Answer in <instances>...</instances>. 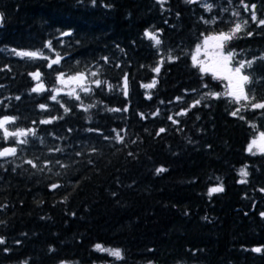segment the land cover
I'll return each instance as SVG.
<instances>
[{
  "label": "trees",
  "instance_id": "trees-1",
  "mask_svg": "<svg viewBox=\"0 0 264 264\" xmlns=\"http://www.w3.org/2000/svg\"><path fill=\"white\" fill-rule=\"evenodd\" d=\"M244 2L264 18V0ZM207 4L0 0V120L28 132L5 138L0 129V150L16 148L0 157V264H264V153L247 151L264 132V109L233 116L240 105L204 95L228 82L191 57L204 36L246 19L224 50L236 64L253 61L246 91L264 101V26L241 0ZM78 74L82 82L68 80ZM153 79L154 88L141 86Z\"/></svg>",
  "mask_w": 264,
  "mask_h": 264
},
{
  "label": "snow or ice",
  "instance_id": "snow-or-ice-1",
  "mask_svg": "<svg viewBox=\"0 0 264 264\" xmlns=\"http://www.w3.org/2000/svg\"><path fill=\"white\" fill-rule=\"evenodd\" d=\"M162 4L164 3V0H159ZM186 3H193L196 2V0H185ZM241 4L243 5L245 11H249L251 15V20L255 23H257L258 26H264V18H259L257 17L255 8V5L249 6L244 2V0H241ZM204 7L206 10H211L212 5L211 4H204ZM234 16H239V12H234ZM0 19H2V14H0ZM207 22V21H206ZM248 21L245 19L242 22H237L234 24V26L230 29L228 32H220L219 34H214V35H209L205 36L203 40L202 45H197L196 52L199 53L201 47L205 48L206 50L211 48L212 51V60L211 63H207L206 61H199L197 58V55L192 56L193 60V66H199V71L201 73H207V72H212L214 78L218 79H223L226 80L228 83L226 85V91L224 93H216V92H207L204 95L210 98H219L220 96H226L229 98L230 103H234L237 105H240V107H237L235 111H233L231 114L233 116H237L244 108L250 107L251 109H264V101L261 102H254L255 101V96H250L248 92L246 91V86L249 85L252 81L250 79V76L244 73V69L251 67L253 61H241L237 62L236 66L230 67V64L232 63V60L234 59V53L232 51H222L226 48V45L229 41H231L233 38L236 37V35L240 32L243 31L244 27L247 25ZM64 35H68L67 33H64ZM248 35H252L251 32L248 33ZM145 36L152 40L156 46H159L161 41L158 38V36L153 33V32H145ZM48 47H51L49 44ZM17 56L21 57H29V58H34L38 55L36 52H25V51H20L16 52L13 50ZM207 55V51L205 53ZM261 59H264V57H260ZM61 57L59 55L56 56L55 59L51 60L50 67L53 64H57L60 62ZM169 60L173 59V57L169 56ZM163 62V58L161 59V63ZM153 71L156 73H159L160 67L157 66L153 68ZM33 78L34 79H39V73H33ZM93 76L96 75V73H92ZM58 81L61 83H66L67 81L64 80L63 75L57 77ZM85 79L83 74H78L77 76L74 77H69L68 80L70 81H76V82H82ZM94 83L97 86H100L102 81L100 80H95ZM127 84H128V79H127V74L124 76V94L127 95ZM156 85V80L153 79L152 82L143 84L141 85L145 89H152ZM42 85L38 84L36 87L32 89L33 92H38L42 89ZM109 87H111L109 85ZM204 87H207V85H204ZM81 90L82 91H89L88 88L84 87L83 84L81 83ZM58 91V90H56ZM148 98L150 99L151 96L149 95ZM204 97H201V100ZM19 99V97H17ZM52 99L55 100L56 96L53 95ZM79 99V97H77ZM179 100L180 98L177 97ZM201 100H196L194 103L191 105L192 107H195L201 103ZM42 109L45 107L44 105L40 106ZM91 107V106H89ZM65 111L67 112L68 109L65 108ZM85 111H87V108H85ZM109 111H120V109H109ZM124 111H127L125 108ZM187 110L182 111L180 113H177L176 115H183L185 114ZM158 114V113H155ZM154 114V115H155ZM143 118V114H142ZM243 119V117H240ZM14 118L10 117H4V119L0 120V129H4V136L5 138L12 136V137H23L27 136L28 132L24 130H18L17 132H9L5 125L7 123H10ZM169 120H172L173 123H177L176 120L173 119V117L169 116ZM41 123H50V121L45 120L41 121ZM31 131V130H29ZM165 129L161 128L157 135L160 133L164 132ZM115 139L118 142L123 141V137L119 134L116 135ZM17 143H27L26 140H20L17 139ZM253 147L258 148V150L261 153H264V132H260L257 137H255L251 143L249 144L248 150L251 152ZM55 151H61L60 149H55ZM16 154V148H5L4 150L0 151V157H7L9 155H15ZM27 164L31 165L33 168H37L38 165L37 163H34L32 160H27ZM59 163V161H57ZM48 165L45 164L44 167L46 168ZM63 167V165H61ZM164 169H157V172H162ZM241 176H247V172L244 170H241ZM244 182V181H242ZM59 187V185L53 184L52 188ZM222 187H213L210 189L209 194L214 193V192H219L222 191ZM264 191V190H262ZM262 216H264V213H261ZM4 241L0 239V243H3ZM97 250L99 251H106L109 253V255L116 257L117 259H121L122 255L119 249H104L100 245H96ZM253 251L259 252L260 249H253Z\"/></svg>",
  "mask_w": 264,
  "mask_h": 264
},
{
  "label": "rangeland",
  "instance_id": "rangeland-1",
  "mask_svg": "<svg viewBox=\"0 0 264 264\" xmlns=\"http://www.w3.org/2000/svg\"><path fill=\"white\" fill-rule=\"evenodd\" d=\"M201 1H202L203 4H207V0H201ZM208 36H209V35H208ZM204 37H205V36H204ZM204 37L200 40V42H199L197 45H202V44H203ZM197 45H196V47L194 48L191 57H192L193 55H197V58H198L199 61H206L207 63H211V60H212V51H213V50H212L211 48H209V49L206 50L205 48L201 47L199 53H197V52H196ZM206 51H207V55L205 54ZM222 51H225V50H222ZM234 66H236V63H234V62L232 61V63L230 64V67H234ZM209 73H210L211 75H213L212 72H209ZM69 81H70V80H69ZM72 83H74V84H76V85L78 84V82H76V81H72ZM258 135H259V133H257V134L255 135V137H257ZM255 137H254V138H255ZM254 138H252L251 141H252ZM251 141H250V143H251ZM250 143H249V144H250ZM248 147H249V145H248ZM247 151H249L248 148H247ZM249 152H250V151H249ZM251 152H260V151L258 150V148L253 147V149H252Z\"/></svg>",
  "mask_w": 264,
  "mask_h": 264
},
{
  "label": "water",
  "instance_id": "water-1",
  "mask_svg": "<svg viewBox=\"0 0 264 264\" xmlns=\"http://www.w3.org/2000/svg\"><path fill=\"white\" fill-rule=\"evenodd\" d=\"M5 148H13L12 146H6V147H3L0 151L4 150Z\"/></svg>",
  "mask_w": 264,
  "mask_h": 264
}]
</instances>
